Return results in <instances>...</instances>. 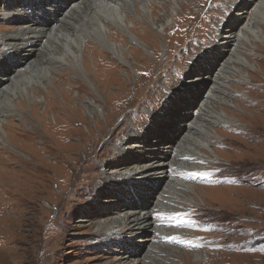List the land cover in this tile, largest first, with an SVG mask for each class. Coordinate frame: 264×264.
<instances>
[{
    "label": "rangeland",
    "instance_id": "rangeland-1",
    "mask_svg": "<svg viewBox=\"0 0 264 264\" xmlns=\"http://www.w3.org/2000/svg\"><path fill=\"white\" fill-rule=\"evenodd\" d=\"M30 1L0 0V32L22 24L5 18V11L10 12L15 6H30L34 20L47 22L52 17L50 13L56 10L52 3L61 0ZM190 1L177 0V3L190 4ZM223 2L202 0L200 12L211 13V19L183 20L186 29L171 37L167 30L175 16L182 14L180 8L171 13L162 28L150 27L152 33L149 34L159 46L158 57L151 73L141 79L138 70L149 69L141 64L142 60L144 57L151 60L153 53L142 38L146 25L131 11L128 29L135 30V24H139L132 36L146 50L131 43L133 51L127 50V67H121L108 56L106 62L115 64L109 69L115 76L111 85L104 86L101 70L104 66L94 78V66L88 53L89 70L85 74L90 76V82L73 73H56L53 80L58 91L55 98L45 96L48 109L43 112V106H37L31 112L27 108L26 121L13 116L7 118L11 122L7 131L18 153L0 149V264H118L127 260L120 259L122 255L129 259L142 256L145 252L142 238L149 233L116 234L118 227L102 224L111 222L125 208L149 205L164 184L148 181L150 177L113 180L114 174L110 172L125 161L134 164L137 158L149 160L147 155L155 153L151 149L173 138L182 128L185 113L194 111V102L211 89L210 82L195 80L212 67L210 59L217 55V46L212 44L223 41L217 39L218 30L231 19L233 31L237 32L248 20L246 15L235 21L233 16L231 18L233 10L221 9ZM70 3L71 0H65V4ZM213 3L216 5L210 8ZM148 11L151 13L150 9ZM187 11L192 13V9ZM189 34L193 38H187ZM168 35L176 48L171 50L166 62L168 51L164 37ZM253 42L264 47V42ZM245 46L253 68L244 72L242 88L239 82L231 85L236 98L234 102L230 100L226 110L233 118V125L215 126L213 131L216 164L209 173L214 177L193 183L198 187V194L195 196L197 204L191 205L189 215L195 225L189 229L201 243L196 251L205 259L185 261L182 251L186 248L180 245L183 249L175 252V258L168 264H213L216 261L218 264H264V52L256 46ZM200 50L209 51L211 58H201ZM248 73L257 77L252 78ZM75 96L89 97L99 105L100 111L95 117L76 111L73 109L77 105ZM105 115L111 117L108 126L96 129L94 120L104 123ZM53 130L69 134L65 140L58 141L50 135ZM76 138L83 141L78 143ZM120 149L124 151L123 156L117 157ZM7 180L21 187L11 188L5 194L2 184ZM141 182H148V186L142 187ZM27 184L34 185L31 191L26 189ZM203 187L207 188L206 200L202 197ZM173 193L177 196L178 209L183 210V204H179L181 190ZM178 216L189 217L181 213ZM148 258L151 264H164L166 253L154 251Z\"/></svg>",
    "mask_w": 264,
    "mask_h": 264
},
{
    "label": "bare ground",
    "instance_id": "bare-ground-1",
    "mask_svg": "<svg viewBox=\"0 0 264 264\" xmlns=\"http://www.w3.org/2000/svg\"><path fill=\"white\" fill-rule=\"evenodd\" d=\"M23 1L32 2L30 0ZM189 3L180 4L177 3V0H71L70 4H65V0H61L55 4L52 3L53 6H56V10L55 13H50L52 17L47 22H43L39 18V20H34L30 6L22 8L20 5L15 6L10 12L3 11L4 17L10 19L12 23L20 22L22 24L12 27L9 31L0 32V49L2 48L0 53L3 50L0 54V149L6 148L18 153L11 142L10 133L7 131L8 124L11 123L7 121V118L13 116L26 121L27 115L24 113L27 108H30L31 112H34L37 106H43V112L48 109L46 104L49 102L45 96L49 95L51 98H55L56 91H58L53 75L73 73L84 81L90 82V76L85 74H88L89 70L86 55L90 53L89 59L94 66V78H97L98 69L104 66L101 69L103 70L102 78L104 86H107L115 77L114 72L109 70L114 68L115 64L106 62L105 59L108 56L113 57L121 67H127L129 65L126 59L127 52L133 51L130 48L132 47L131 43L140 45L142 49L146 50L138 42L139 40L132 36L139 24H135V30L128 29L131 11L146 25L142 38L145 44L151 48L153 58L149 60L148 57H144L141 64H145L149 69L146 72L138 70V73L140 79L142 76L149 75L157 60L159 50L156 39L151 38L149 34L152 33L150 27L154 26L157 30L162 28L176 8H180L183 12L181 15L175 16L167 30L170 37L179 30L186 29L187 26L183 20L192 18L208 21L211 19V13L200 12V7L203 6L202 0H191ZM215 5L216 3H213L210 8ZM221 6V9L225 10L229 7L230 10H233L231 18L233 16L235 21L242 20L246 15H248V20L241 25L237 32L233 31L234 26L230 22L231 19L226 21L221 29H217L220 32L217 39L221 38L223 41L212 44L217 46V55L209 62L212 67L207 69L209 72L206 75L197 77L195 80L204 83L210 82L211 89L194 102V111L188 110L185 113L182 128L173 138L168 139L169 141L163 146L151 149V151L155 150V153L147 155L149 160L142 157L137 158L138 160L134 164H127L125 161L121 167L110 172V174H114L113 180H144L150 177L148 181L164 184L153 200L148 202L149 205L141 204L125 208L111 222L102 224L118 227L116 230L112 229L116 234L125 231H128L127 234L130 236L149 233V236L142 238L143 248H145L142 256L129 259L130 257L122 255L120 259L127 260L118 264H151L148 256L154 251H165L166 261L164 264H168L169 260L175 258V252L183 249L180 248V245L186 248L182 251V258L185 261L205 259L202 254L196 251L201 243L195 239V234L189 229L195 225L191 223L194 218L189 215H191V205L197 204L195 196L198 194V187L193 183L214 177L209 173L212 166L216 164L213 149L216 145V137L213 131H215V126H226L230 123L233 125V118L229 117L226 110V106L231 101L234 102L236 98L231 85L239 82L242 88L244 72L253 68L245 45L256 46L253 41L264 42V0H224ZM149 9L151 13H149ZM188 9H192V13H189ZM42 12L43 10L40 9V16H43ZM154 35L157 36V34ZM169 35V39L164 37L168 51L165 57L166 62L169 60L171 50L176 48H173V44L171 45ZM190 36L193 38L191 34L187 35V38ZM121 40H124L123 43ZM256 47L259 51L264 52L263 46ZM137 52L135 50V55ZM210 54L209 51L200 50L199 56L211 58ZM257 66L261 71L260 63H257ZM123 72L126 77H129L128 72L124 70ZM248 74L252 78L257 77V74ZM93 81L96 83V79ZM75 97L77 105L73 106V109L76 111L86 112L93 117L97 111H100L99 105L89 97L85 99L80 96ZM110 119V115H105L104 123L94 120L96 129L108 126ZM53 131L50 135L58 141L65 140L69 134L59 130ZM76 140L78 143L83 141L81 138H76ZM182 149L184 151H181ZM123 153V149H120L117 157L123 156ZM141 155L146 154L142 153ZM32 159L34 160V158ZM30 164H33L32 160H30ZM53 172L56 174L55 170ZM191 173H207L208 175L207 177L193 178ZM146 183L148 182H141L140 185L147 187ZM2 185L5 194L11 188L21 187V184L14 182L11 184L9 180L3 182ZM25 187L31 191L34 185L27 184ZM177 189L182 192L179 204H183V210L178 209L176 205L178 204L177 196L173 191ZM206 189L203 187L202 193L205 200ZM167 201L169 203H166ZM203 202L206 206L209 205L208 202L204 200ZM164 210L169 212H162ZM178 213L189 217L183 219L182 223ZM171 237H175L176 240L183 241V243H177L170 239ZM172 241L174 244H170ZM200 264L206 263L201 262ZM213 264H218V262Z\"/></svg>",
    "mask_w": 264,
    "mask_h": 264
},
{
    "label": "snow or ice",
    "instance_id": "snow-or-ice-1",
    "mask_svg": "<svg viewBox=\"0 0 264 264\" xmlns=\"http://www.w3.org/2000/svg\"><path fill=\"white\" fill-rule=\"evenodd\" d=\"M190 175L193 178H195V177H207L208 174L207 173H191ZM180 219H181V222L183 223L184 222L183 218L181 217ZM170 239L175 240L177 243H183V241L176 240L175 237H171Z\"/></svg>",
    "mask_w": 264,
    "mask_h": 264
}]
</instances>
